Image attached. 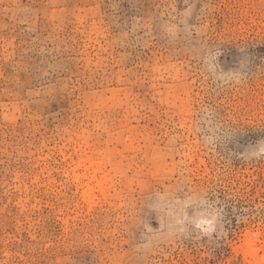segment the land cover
<instances>
[{
	"label": "rangeland",
	"instance_id": "rangeland-1",
	"mask_svg": "<svg viewBox=\"0 0 264 264\" xmlns=\"http://www.w3.org/2000/svg\"><path fill=\"white\" fill-rule=\"evenodd\" d=\"M0 264H264V0H0Z\"/></svg>",
	"mask_w": 264,
	"mask_h": 264
},
{
	"label": "bare ground",
	"instance_id": "bare-ground-1",
	"mask_svg": "<svg viewBox=\"0 0 264 264\" xmlns=\"http://www.w3.org/2000/svg\"><path fill=\"white\" fill-rule=\"evenodd\" d=\"M248 245H250V244H248Z\"/></svg>",
	"mask_w": 264,
	"mask_h": 264
}]
</instances>
